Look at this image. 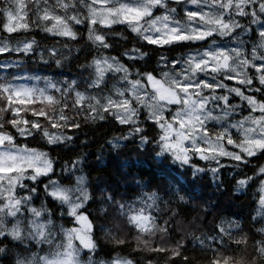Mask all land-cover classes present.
<instances>
[{
	"label": "snow or ice",
	"instance_id": "1",
	"mask_svg": "<svg viewBox=\"0 0 264 264\" xmlns=\"http://www.w3.org/2000/svg\"><path fill=\"white\" fill-rule=\"evenodd\" d=\"M30 2L35 17L31 20L29 12L25 11L28 8L25 0H5L7 7L0 5V13L7 18V23L0 31L11 36L40 27L54 37L76 41L82 34L75 26L81 25L86 30L85 38L99 51L113 47L107 39L110 35L128 39L101 29L124 25L139 41L159 48L190 47L204 41H208V45L190 48L188 54L179 59L169 60L161 55L159 62L168 70L161 71L159 76L155 70L133 72L132 65H126L120 58L100 53L84 66L85 70L90 69L84 91L75 80L59 83L45 79L44 88H35L15 81L38 80L39 77L13 76L10 80L0 77V256H7L9 244H12L22 246L28 253L18 255L14 264H97L94 222L86 211L93 197L86 177L76 176L75 185L65 187L52 178L54 161L48 152L21 145L17 143L19 138L42 139L53 146L67 145L74 136L65 133L81 127L80 117L85 122L112 117L120 125L130 126L127 135L109 141L113 148H119L120 141L135 137L141 145H148L152 141L142 134L145 131L141 126L143 110L146 114L143 119L160 129L154 141L156 156L165 161L171 158L174 164L191 169L193 179L205 171L215 176L225 167L221 158L248 164L249 158L264 155V0ZM174 4L192 5L196 10L178 9ZM49 21H52L50 25ZM248 33L251 35L244 39ZM216 37L221 39L218 41ZM248 41H252L250 48ZM34 45L35 39L12 46L7 37H0V55H29ZM64 47L69 46L65 44ZM48 52V59L41 54L46 64L55 59L60 66L62 60L71 56V51L60 53L56 48ZM123 56L138 61L147 57L148 52L132 47L126 49ZM21 64L16 61L5 67H20ZM235 98H239V102H233ZM245 112L247 114L242 115ZM226 145L238 151L228 150ZM194 159L214 162L217 166L199 167ZM78 163L76 161L72 168ZM258 174L264 176V166L259 168ZM72 175L75 173L69 175V180ZM252 179L246 177L237 183L244 188ZM260 183V191L264 193V179ZM40 185L50 198L49 202L59 206V215L69 218L67 223L71 227L57 225L55 213L45 203L40 207L33 205V200L39 199ZM179 198L184 200L183 196ZM159 200L157 192H145L140 197L141 206L137 207L116 201L111 195L106 197L138 233L136 240L146 247L150 243L147 238L160 233L163 239L170 232L168 221L158 224L153 215V211L159 210ZM259 204L264 209V195ZM239 227L232 221H220L215 225L214 234L193 233L187 239L199 248L207 264H243L242 260L226 254L230 244L237 246L231 251L238 252L239 246L248 243L246 236L232 231ZM258 231L264 234V227ZM185 242L182 237L171 249L156 245L150 250L170 252L174 259L181 256ZM116 243L122 245L125 240L118 239ZM254 251L264 261V239L256 242ZM182 258L187 262L186 256ZM99 264L106 262L99 261ZM111 264H133V261L117 258Z\"/></svg>",
	"mask_w": 264,
	"mask_h": 264
},
{
	"label": "trees",
	"instance_id": "2",
	"mask_svg": "<svg viewBox=\"0 0 264 264\" xmlns=\"http://www.w3.org/2000/svg\"><path fill=\"white\" fill-rule=\"evenodd\" d=\"M25 3L28 4L26 11L29 12V19H35L32 15L30 0H26ZM0 5L7 7L5 0H0ZM173 6L178 9L185 8L184 4ZM4 23H7V18L0 13V28ZM47 23L50 24V21ZM75 28L82 34L76 41L54 37L42 31L40 27H33L28 32L13 33L11 36L0 31V37H7L12 46L25 40L35 39L36 41L34 51L29 55L23 53L0 55V77L10 80L20 73H28L39 77L42 84L45 79L59 83L75 80L81 85L80 90L84 91V81L89 78L90 72V69L85 70L84 66L100 53L120 58L126 65H132L133 72L137 69L144 72L155 70V74L159 76L161 71L166 70L159 62L161 55L174 60L185 56L190 48L196 49L201 45L204 47L208 45V41H204L190 47L173 45L159 48L139 41L135 34L126 30L124 25H114L112 29H101V31L116 32L128 39H121L120 35H110L107 39L113 47L97 51L85 38L84 27L77 25ZM248 35L244 39H247ZM216 39L219 41L221 38L216 37ZM65 44L69 47L65 48ZM251 45L252 41H248L247 47L250 48ZM132 47L142 48L143 51L148 52V56L143 60H128L123 53ZM51 48L58 49L60 53L71 51V56L67 60H62L60 66L55 63V59L47 64L43 63L41 54L48 59V50ZM16 61L22 62L20 67H5ZM111 83L112 80L109 79V85ZM246 114L247 112L242 115ZM144 115L146 114L142 110L141 126L145 130L142 134L147 135L152 141L148 145H141L139 138L135 137L120 141L121 146L113 148L109 141L127 135L130 126L120 125L112 117L97 122H85L80 117L81 127L65 133L74 136V140L67 145H48L44 140L34 138L17 140V143L21 145L26 144L30 148L48 152L50 159L54 161L55 174L52 178L63 185L74 186L76 176L86 177L88 190L93 197L86 206V211L94 222L93 235L98 243L95 256L97 264L99 261L111 264V261L117 258L132 260L133 264H207V258L187 238L193 233L214 234L215 225L220 221H232L239 224V229H232V231L248 238L247 245L239 246L238 252L231 251L237 246L230 244L226 254L233 256L236 260H242L243 264H264L259 254L254 251L256 242L264 239V234L258 231L264 227V209H261L259 204L261 195H264L260 191V181L264 179V176L258 174L259 168L264 166V155L249 158L248 164L221 158V163L225 167L221 168L215 176L211 171H205L196 174L193 179L191 169L174 164L171 158L165 161L164 158L156 156L157 146L154 141L158 138L160 129L151 121L143 119ZM50 131L58 130L50 129ZM76 161L80 163L73 169L72 165ZM193 162L199 167L208 169L217 166L214 162L198 159H194ZM72 172L75 175H72L69 180L68 177ZM246 177L253 179L246 187L240 188L238 180ZM41 179L47 181V178ZM145 192H157L160 197L157 202L159 210L153 211V215L157 217L158 224L168 221L170 227L169 234L163 239H161L163 234L160 233L147 238L150 240L147 247L136 240L138 233L128 225L125 217L119 214L116 206L106 201V197L111 195L116 201L139 207L141 206L140 197ZM180 196H183L184 200H180ZM38 197L39 199L33 200L34 206L40 207L41 203H45L55 213L54 220L57 225L72 226L67 223L69 218L59 215L57 211L59 206L49 202L50 198L46 197L43 185H40ZM104 209H107V212ZM182 237L186 241L185 248L181 256L174 259L170 252L150 250L156 245L171 249ZM118 239H124L125 243L117 244ZM27 254L22 246L9 244V252L7 256H0V264H14L18 255ZM184 256L187 257V262L182 258Z\"/></svg>",
	"mask_w": 264,
	"mask_h": 264
},
{
	"label": "rangeland",
	"instance_id": "3",
	"mask_svg": "<svg viewBox=\"0 0 264 264\" xmlns=\"http://www.w3.org/2000/svg\"><path fill=\"white\" fill-rule=\"evenodd\" d=\"M26 1V0H25ZM184 7H187L189 10H196L194 6L192 5H185ZM13 8H15V4H13ZM26 11V9H25ZM162 11V10H161ZM52 23V21H50V24ZM49 24V25H50ZM249 34V33H248ZM247 34V35H248ZM188 54V53H187ZM186 54V55H187ZM179 59V58H178ZM168 69L166 70H163V71H167ZM17 76H24V77H37V76H34V75H30L28 73H20L18 74ZM49 80V79H47ZM15 83H19V84H24L25 86L27 87H35V88H44L45 87V83L42 84L41 81L38 79H22V80H18V81H15ZM229 83L230 86H237L234 82H227ZM233 102H239V98H235V100ZM166 115H168V113H166ZM227 149L228 150H236L238 151V149H233L231 145H226ZM65 187H72V186H67V185H64ZM88 186V185H87Z\"/></svg>",
	"mask_w": 264,
	"mask_h": 264
}]
</instances>
